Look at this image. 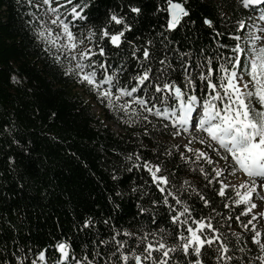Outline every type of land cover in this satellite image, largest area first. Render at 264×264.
Segmentation results:
<instances>
[{
	"label": "snow or ice",
	"instance_id": "obj_1",
	"mask_svg": "<svg viewBox=\"0 0 264 264\" xmlns=\"http://www.w3.org/2000/svg\"><path fill=\"white\" fill-rule=\"evenodd\" d=\"M240 3L253 11L256 5L264 8V0ZM23 6L34 40L65 77L85 86L121 124H142L143 137L152 139L157 128L161 136L171 137L159 151L152 149L155 159L137 152L118 155L130 165L127 171H142L149 177L130 189L142 194L137 197L138 215L156 224L157 210L166 209L174 227L172 231L159 225L130 231L111 226L107 237L90 240L92 247L83 245L79 254L67 237L56 239L50 250L33 252L31 247L16 246L9 252L6 248L0 264H177L176 253L182 254L186 264H207L206 254L215 264H264V225L258 228L255 223L258 217L264 221V205L253 202L254 193L264 202V11L258 23L237 21L229 33L234 43L218 39L221 32L205 16L202 23L212 29L215 39V51L209 54L205 48L171 47L174 41L169 33L195 24L188 0H159L153 14H163L160 30L132 38L127 34L134 32L143 15L136 0H121L108 9L98 29L89 26L92 0H23ZM107 46L124 50L117 62L110 61ZM11 80L20 83L15 75ZM174 156L190 171L199 172L207 194L188 179L177 184L176 170L169 173L164 159ZM7 159L9 165L15 163L13 157ZM112 171L116 180L117 169ZM237 171L246 179L226 180ZM148 185L157 196L145 191ZM115 195L123 193L117 190ZM142 197H147L148 206L140 203ZM193 197L208 214L197 212ZM214 197L221 198L222 210ZM233 208L241 209L238 215L223 211L230 213ZM249 213L246 222L241 220ZM102 223L110 226V218ZM232 223L249 231L247 247L239 246L242 234ZM96 225L88 216L75 230H91ZM224 228L235 237L236 245Z\"/></svg>",
	"mask_w": 264,
	"mask_h": 264
},
{
	"label": "trees",
	"instance_id": "obj_2",
	"mask_svg": "<svg viewBox=\"0 0 264 264\" xmlns=\"http://www.w3.org/2000/svg\"><path fill=\"white\" fill-rule=\"evenodd\" d=\"M120 2L92 0L89 26L98 29L105 23L108 9ZM136 2L142 6L143 15L134 32L127 35L132 38L148 36L154 29L159 31L163 14H153L159 0ZM188 7L195 24L188 23L169 33L174 41L171 47L179 46L185 51L205 48L209 54L215 51V39L212 29L202 23L205 16L221 32L218 39L234 43L229 33L235 30L237 21L251 24L255 12L245 9L240 0H188ZM26 12L23 0H0V255H6V248L10 252L16 246L31 247L33 252L50 250L51 244L61 237L69 238L79 254L83 245L92 247L90 240L107 237L111 226L137 231L159 225L172 231L174 226L167 220L166 209L157 210L156 224L148 216L138 215L137 197L142 194H134L130 189L149 177L142 171H127L130 165L118 155L137 152L155 159L152 149L159 151L162 142H171V137L166 133L161 136L159 128L152 139L143 137L142 124H121L95 101L85 86L65 77L37 45ZM106 50L113 63L124 52L110 46ZM13 75L20 83L11 80ZM142 143L146 147H141ZM9 156L14 158L12 165L8 163ZM164 159L169 173L176 170L177 184L188 179L207 194L206 181L198 171H190L178 156ZM114 167L118 173L116 180L112 179ZM117 190L123 195L116 196ZM145 191L153 197L158 195L151 185ZM226 191L232 195L231 189ZM193 199L197 212L208 214L202 202ZM214 199L218 210H222L221 198ZM140 203L148 206L147 197H142ZM240 210L223 211L235 216ZM88 216L96 220V228L77 232L75 228ZM106 218H110L107 227L102 223ZM216 219L219 221V217ZM247 219L241 217L245 222ZM232 227L242 234L239 246L247 247L249 231L238 223H232ZM222 231L233 245L237 244L228 228ZM51 259H55V254ZM175 260L177 264H186L180 253L175 254ZM205 260L215 264L207 254Z\"/></svg>",
	"mask_w": 264,
	"mask_h": 264
},
{
	"label": "rangeland",
	"instance_id": "obj_3",
	"mask_svg": "<svg viewBox=\"0 0 264 264\" xmlns=\"http://www.w3.org/2000/svg\"><path fill=\"white\" fill-rule=\"evenodd\" d=\"M258 9H259L260 11H264V8L258 7ZM258 16H259V15H257V16L255 17V15H254L253 18H252V21H251V22H253V21H257ZM257 23H258V21H257ZM94 111L97 113V110L94 109ZM177 139H179V138H177ZM170 140H171V138H170ZM225 178H226V180H228V181H230V182H233V183H239L240 180L246 179V177H244L239 171H237V172L235 173L234 176H232V177H227V176H226ZM231 191H232V190H231ZM253 202H256L257 204H262V205H264V202H262V201H260V200L258 199V196H257L256 193L253 194ZM255 211H257V209H253V212H255ZM247 217L250 218V217H251V213H249V215H248ZM255 223L257 224V227H258V228H261V226L264 225V221L260 220L259 217H258L257 220L255 221ZM261 230L264 231V228H261Z\"/></svg>",
	"mask_w": 264,
	"mask_h": 264
}]
</instances>
